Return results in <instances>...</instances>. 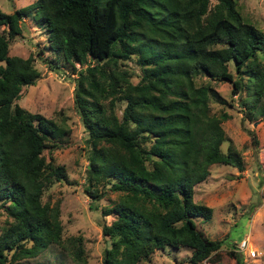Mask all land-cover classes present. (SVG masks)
<instances>
[{
	"label": "trees",
	"instance_id": "obj_1",
	"mask_svg": "<svg viewBox=\"0 0 264 264\" xmlns=\"http://www.w3.org/2000/svg\"><path fill=\"white\" fill-rule=\"evenodd\" d=\"M31 9L51 50L76 75L73 101L88 161L81 190L91 209L112 216L100 225L109 239L102 264H137L165 246L191 248L190 264L210 259L222 240L197 227L193 218L210 220L213 210L194 201V187L212 164L243 168L231 144L221 150L225 133L209 109L213 86L195 76L202 70L232 81L233 93L252 85L260 96L264 66L248 63L245 83L229 65L239 72L262 47V33L242 18L237 0H35L12 13L0 9L8 27L0 32V264L50 245L87 264L84 237L64 236L59 203L42 200L49 186L67 180L64 165L43 154L66 131L16 103L40 76L31 57L9 54ZM127 61L139 69L136 82ZM109 193L116 199L101 206ZM230 255L241 263L236 251Z\"/></svg>",
	"mask_w": 264,
	"mask_h": 264
},
{
	"label": "rangeland",
	"instance_id": "obj_2",
	"mask_svg": "<svg viewBox=\"0 0 264 264\" xmlns=\"http://www.w3.org/2000/svg\"><path fill=\"white\" fill-rule=\"evenodd\" d=\"M35 0H0V9L12 13L34 3ZM241 16L262 33V47L247 61L239 72L231 62L232 78L241 77L249 81L248 63L264 66V0H237ZM215 0H211V5ZM34 9L20 19L21 33L10 44V55L31 57L40 76L35 85L23 86L16 103L31 113H38L51 119L58 127L65 129L58 140V148L43 149L47 160L52 158L65 167L67 180L54 182L43 193L42 200L59 203L63 235H82L87 264H102L109 239L101 233L100 225L109 224L111 215L102 216L100 210L89 207L91 201L81 190L87 171V149L85 132L73 99L74 78L72 68L63 57L51 50L44 27L34 20ZM8 29L0 25V32ZM129 68L138 80L139 69L132 61ZM75 68L79 69L78 63ZM196 84H211L213 95L209 102L211 113L221 121L225 142L221 150L226 152L229 144L237 153L243 170L237 167L215 163L209 166L207 178L194 187L193 199L212 208L210 220L193 218L197 227L212 240H222L221 248L210 259L200 264H237L230 255L233 249L242 256L240 264H264V92L255 94L252 85L233 93L232 81L211 78L205 71L198 70ZM255 94V95H254ZM254 95V96H253ZM241 100L243 102H241ZM120 114V112H118ZM116 199L109 193L98 203L107 205ZM5 215L0 208V224ZM246 239L248 247L239 251L238 244ZM254 250L255 257H250ZM191 248L179 249L165 246L155 250L150 258L137 264H190ZM13 264H76L58 246L50 245L35 257L25 258Z\"/></svg>",
	"mask_w": 264,
	"mask_h": 264
},
{
	"label": "built area",
	"instance_id": "obj_3",
	"mask_svg": "<svg viewBox=\"0 0 264 264\" xmlns=\"http://www.w3.org/2000/svg\"><path fill=\"white\" fill-rule=\"evenodd\" d=\"M248 247V243H247V240L246 239H242L239 244H238V250L239 251H243L246 250ZM249 256L250 257H255L256 256V253L254 250H250L249 252Z\"/></svg>",
	"mask_w": 264,
	"mask_h": 264
}]
</instances>
